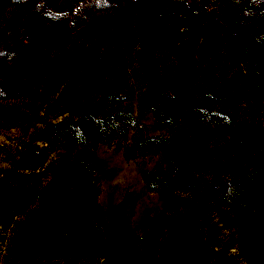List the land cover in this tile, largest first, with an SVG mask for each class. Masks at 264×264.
Wrapping results in <instances>:
<instances>
[{"label": "rangeland", "instance_id": "1", "mask_svg": "<svg viewBox=\"0 0 264 264\" xmlns=\"http://www.w3.org/2000/svg\"><path fill=\"white\" fill-rule=\"evenodd\" d=\"M38 3L73 29L0 0V53L12 45L0 59V199L13 173L34 169L52 193L80 162L74 240L31 264H264V0H123L88 16L87 0ZM192 148L201 191L177 168ZM231 180L225 195L204 194ZM34 210L9 226L0 215V264H26L11 243Z\"/></svg>", "mask_w": 264, "mask_h": 264}, {"label": "trees", "instance_id": "2", "mask_svg": "<svg viewBox=\"0 0 264 264\" xmlns=\"http://www.w3.org/2000/svg\"><path fill=\"white\" fill-rule=\"evenodd\" d=\"M13 4H18L24 6L25 9H28L31 14L37 16L38 18H44L49 23H51L54 27V31H70L73 27L70 25L69 15L60 17V14H56L45 7H39L37 4L38 0H9ZM113 1V0H108ZM116 4H104L102 9L101 0H87L86 5H83L82 14L88 16L87 14H94L98 12H102V10H113L119 5L122 4L123 0H115ZM63 22V27L59 28L57 25L58 22ZM9 30H6L2 33H8ZM10 44H13L10 43ZM6 47V51L8 53L2 54L0 53V59L4 61L6 64L9 61V58L12 56L10 47ZM60 60L53 61L49 63L48 71L50 76L45 81V86L47 90H52V92H56L57 87L55 88L56 84L54 83L55 79L58 78L56 74L54 79L53 75L57 72H60L62 66H58ZM91 69V67L89 68ZM93 72L89 71L86 72L85 82L81 85L82 89H91L93 83L90 84V74ZM59 74V73H58ZM15 86V85H14ZM10 86V89H15V87ZM8 88V89H9ZM71 92L69 87H66L63 90V93ZM83 92V91H82ZM67 127V125H65ZM196 149L192 148L190 152L185 153V155L177 162V168L179 171V177L183 182L188 184L191 183L190 188H196L198 191H201V180L194 172L195 159L198 155V152L195 151ZM68 155V154H67ZM69 163L65 165L63 168V173L60 177H56L58 183L62 178H64L63 184L59 183L60 188L56 189V191L50 193L48 188L41 187V178L42 175L37 174L34 169L30 174L25 173H13L14 182H16L14 186L10 187V191L8 193L7 190L2 196H6L4 201L0 199V215L2 219L4 218V224L9 226L10 222H12L14 217H19L26 212V210L30 207H35L34 212L29 217V219L23 223L18 224L20 227L16 230V233L13 234L12 237V246L15 252L17 253L16 258L20 259L21 262H25L26 264H31L32 257L35 254L41 252L49 253V254H60L64 253L68 244L74 240V237H70L73 234L74 230L71 228L72 226L66 220V216L78 210V199L73 193L69 192V187L72 184V181L75 180L76 169L79 165V160L73 158L69 159ZM27 158L25 154H21L20 156V164L17 170L25 171ZM34 168V167H33ZM35 178V179H34ZM35 180V181H34ZM236 181H228L222 182L219 185H212L210 186V190L204 191L206 195L212 194L209 199H215L218 196H223L229 190V188L235 183ZM70 184V185H69ZM55 190V189H54ZM195 212H199V210L193 211V235L191 238L195 240L197 246L202 247L203 240L206 237V233L203 232L201 229V213L195 215ZM7 228V227H6Z\"/></svg>", "mask_w": 264, "mask_h": 264}]
</instances>
